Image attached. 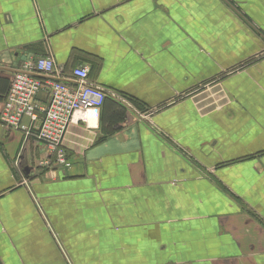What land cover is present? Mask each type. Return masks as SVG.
Segmentation results:
<instances>
[{"label": "crops", "instance_id": "1", "mask_svg": "<svg viewBox=\"0 0 264 264\" xmlns=\"http://www.w3.org/2000/svg\"><path fill=\"white\" fill-rule=\"evenodd\" d=\"M33 55L108 98L63 169L0 122V264H264V0H0V110Z\"/></svg>", "mask_w": 264, "mask_h": 264}, {"label": "built area", "instance_id": "2", "mask_svg": "<svg viewBox=\"0 0 264 264\" xmlns=\"http://www.w3.org/2000/svg\"><path fill=\"white\" fill-rule=\"evenodd\" d=\"M88 66L60 76L51 56H29L14 72L0 110V122L39 141L47 155L44 167L71 166L65 136L74 122H89L88 112L100 109L106 91L91 82ZM46 98L41 99V93ZM45 97V96H44ZM77 113L79 118L75 119Z\"/></svg>", "mask_w": 264, "mask_h": 264}, {"label": "trees", "instance_id": "3", "mask_svg": "<svg viewBox=\"0 0 264 264\" xmlns=\"http://www.w3.org/2000/svg\"><path fill=\"white\" fill-rule=\"evenodd\" d=\"M7 91H8V90H7ZM6 93H7V92H6ZM5 95H6V94H5ZM4 98H5V96H4ZM107 98H108V97L105 98V101H106ZM105 101H104V103H105ZM103 105H104V104H103ZM103 105H102V106H103Z\"/></svg>", "mask_w": 264, "mask_h": 264}]
</instances>
